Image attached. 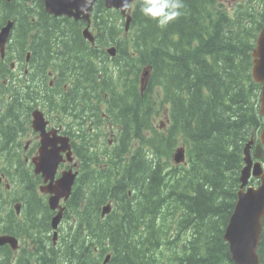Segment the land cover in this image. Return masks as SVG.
Returning <instances> with one entry per match:
<instances>
[{"label": "trees", "instance_id": "16d2710c", "mask_svg": "<svg viewBox=\"0 0 264 264\" xmlns=\"http://www.w3.org/2000/svg\"><path fill=\"white\" fill-rule=\"evenodd\" d=\"M173 2L182 5L180 15L160 26L142 13L143 0H137L125 33L121 14L97 0L92 31L101 52L68 49L56 62L68 67L63 82L54 85L64 111L94 113L99 111L95 101L105 103V121L116 141L105 157L130 156L123 164L113 158L116 165H108L87 155L86 143L74 147L84 173L64 204L57 246L48 243L52 213L44 200L37 206L41 226L28 225L26 264L31 258L34 264H104L107 255L105 264H234L223 234L238 198L244 143L264 126L261 85L251 75L252 52L264 24L262 6L248 0L227 15L214 0ZM36 25L37 41L48 39L51 31H58L61 40L84 41L85 24ZM23 41L8 43L7 51L24 55ZM110 46L116 51L112 59L103 52ZM37 58L43 64L47 60L42 53ZM4 68L0 58V78ZM5 88L0 82L1 95ZM78 103H85V110ZM82 138L91 142L94 135L83 130ZM177 147L186 150V164L170 166ZM109 203L112 210L102 218L101 208ZM35 229L42 241L33 246ZM258 256L264 264V216Z\"/></svg>", "mask_w": 264, "mask_h": 264}, {"label": "flooded vegetation", "instance_id": "af4514ba", "mask_svg": "<svg viewBox=\"0 0 264 264\" xmlns=\"http://www.w3.org/2000/svg\"><path fill=\"white\" fill-rule=\"evenodd\" d=\"M215 1L231 13L237 6L246 5L248 0ZM260 4L262 6L261 17H264V0ZM9 21L13 22L9 34V43H12V41L17 42L19 37L21 40L23 38L24 51L26 52L21 56L17 51L8 52L7 50L4 57H1L0 54V58L5 65V71L0 78V82L4 83L6 87L4 94L2 93L5 101L4 104L0 105V117L3 114L6 122H18V124L27 126L30 133L24 135V141L22 142L21 138L14 137L13 129V136L10 138L8 134L11 129L6 125H2V128H0V140H3V143L0 142V181L11 178L14 181L17 180L22 184H27L34 179L29 162L37 156L38 148V136L31 130L32 112L41 110L44 113L45 120L48 122L47 132L53 130L58 131L60 136L67 135L64 127L59 123L60 119H64L61 111L53 109L52 112L47 113V110H42L51 106L48 101L44 102V95L54 94V99L57 98V104L62 106V109L66 107L60 89L54 87V85L63 82V72L68 67L64 63L57 65L56 62L68 49H75V51L87 55L91 54L92 51L94 53H100L101 51L97 47L91 48L85 41L61 40V34H58V31H51L47 36L48 39L37 41L35 36L39 33V26L36 23L47 24L51 21L59 23L61 27H66L72 26L74 22H79L86 26V21L81 16L78 20H75L73 17L66 15L55 17L49 14L45 9L44 0H0V30ZM91 23L93 22H90V26ZM40 33H43L42 29H40ZM62 33L66 34L67 29L63 30ZM38 53H42L47 57L45 64L37 58ZM16 86L24 92L20 94L19 100L15 96ZM66 88L68 86L64 84L62 89L66 91ZM94 103L98 106L99 111L70 115L72 118L69 124L70 127L88 129L92 132L94 128L98 130L102 124L107 123L105 121L107 115L101 109L102 101H95ZM84 105L85 103H78V106L83 110H85ZM14 113L18 116H15ZM81 115L83 116L81 117ZM70 140L74 148L76 140H72L71 136ZM30 202L31 198L28 196L24 195L20 198L0 191V240H3L0 241V264H26L27 248L23 246V241L29 234L28 225L30 222H35L36 227H40L37 221L26 214V206ZM33 236L34 239L31 238L33 246H36L38 242L42 241V233L38 229L33 233ZM7 238H14L16 242H11ZM34 263L35 259L31 258L29 264Z\"/></svg>", "mask_w": 264, "mask_h": 264}, {"label": "water", "instance_id": "95a60500", "mask_svg": "<svg viewBox=\"0 0 264 264\" xmlns=\"http://www.w3.org/2000/svg\"><path fill=\"white\" fill-rule=\"evenodd\" d=\"M95 0H44L45 9L49 14L54 16L66 15L78 20L82 15V19L89 22L91 16L92 6ZM135 0H127V7H124L125 0H104L106 8H114L120 10L121 14L126 17V30L130 23V16L126 13L128 6ZM13 27V22L9 21L6 26L0 30V54L4 57L6 43ZM83 36L91 43L94 37L86 28L83 31ZM108 53L114 56L115 49H108ZM253 67L252 78L261 84L260 92V107L259 113L264 118V25L259 32L256 41V47L252 52ZM148 72H144L142 76V84L144 85ZM33 116V128L41 135V146L39 148V158L35 162L36 172L42 173L44 182L50 181L49 184L42 189L46 193L53 194L49 199V206L51 210L57 209V214L51 220V227L53 232V241L57 240L58 225L63 217L64 207L59 206L61 198L67 199L71 193V188L74 183L77 173L66 171L62 174L61 178L55 183L53 182L56 168L58 163L62 160L61 153L69 150L68 139L53 136L49 137L45 133V121L43 115L35 111ZM261 143L264 145V127L260 135ZM59 144V146H58ZM252 142L248 143L244 149V162L245 166L241 171V187L238 192V200L235 204L234 211L226 226L223 239L228 244L229 252L232 261L235 264H260L258 257V245L262 233V218L264 216V171L259 162L252 163L249 155V150ZM256 158L263 156L261 146L258 145ZM67 158L70 160V153L68 152ZM184 161V149H177L174 154V162L179 164ZM260 178V185L255 189L244 187L247 185L250 176ZM111 210L110 204L102 208V216L109 213ZM106 256L104 264L108 261Z\"/></svg>", "mask_w": 264, "mask_h": 264}, {"label": "clouds", "instance_id": "9594fccd", "mask_svg": "<svg viewBox=\"0 0 264 264\" xmlns=\"http://www.w3.org/2000/svg\"><path fill=\"white\" fill-rule=\"evenodd\" d=\"M124 7H127V0ZM181 7L182 5L174 3L173 0H143L141 11L145 16L156 19L160 26H164L180 15L177 9Z\"/></svg>", "mask_w": 264, "mask_h": 264}, {"label": "rangeland", "instance_id": "374dc122", "mask_svg": "<svg viewBox=\"0 0 264 264\" xmlns=\"http://www.w3.org/2000/svg\"><path fill=\"white\" fill-rule=\"evenodd\" d=\"M257 2L258 3H261L262 2V0H257ZM253 10H255V11H259V8L257 7V5L256 4H254L253 5ZM115 22H117L118 23V18L115 20ZM112 64V63H111ZM17 87V86H16ZM22 93H24V92H22V91H20V94H22ZM4 101H5V97L4 96H2V95H0V102H1V104L0 105H2V104H4ZM14 115L16 116H18V114H16V113H14ZM157 123H160V122H162V117L161 118H159V119H157V121H156ZM1 126L2 125H6V126H9V125H11V127H12V129H13V131H14V137L15 138H17V139H22V142L24 141V135L26 134V133H30V131H29V128L27 127V126H24V125H22V124H18V122L17 123H13V122H11V123H8V122H6L5 120H2V123L0 124ZM171 165H173L172 164V162L170 161V166ZM92 167H93V165H91Z\"/></svg>", "mask_w": 264, "mask_h": 264}, {"label": "bare ground", "instance_id": "6f19581e", "mask_svg": "<svg viewBox=\"0 0 264 264\" xmlns=\"http://www.w3.org/2000/svg\"><path fill=\"white\" fill-rule=\"evenodd\" d=\"M27 65H28V63H27ZM22 69H23V68H22ZM28 69H29V68H28ZM23 73H25V72H23ZM31 76H32V75H31ZM38 79H39V78H38ZM35 80H37V79H35ZM37 81H38V80H37ZM51 84H52V83H51ZM49 86H50V85H49ZM245 144H246V143H244V145H245ZM244 145H243V146H244ZM243 149H244V148H243ZM17 200H18V199H17ZM169 203H170V202H169ZM169 203H168V204H169ZM168 204H167V205H168ZM21 206H22V205H21ZM5 260H7V259H5Z\"/></svg>", "mask_w": 264, "mask_h": 264}]
</instances>
